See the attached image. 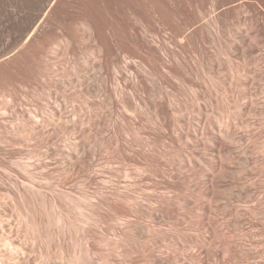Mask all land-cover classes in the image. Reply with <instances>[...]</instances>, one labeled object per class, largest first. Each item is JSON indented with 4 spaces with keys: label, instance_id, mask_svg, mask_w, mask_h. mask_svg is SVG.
<instances>
[{
    "label": "rangeland",
    "instance_id": "374dc122",
    "mask_svg": "<svg viewBox=\"0 0 264 264\" xmlns=\"http://www.w3.org/2000/svg\"><path fill=\"white\" fill-rule=\"evenodd\" d=\"M159 259L264 264V0H0V264Z\"/></svg>",
    "mask_w": 264,
    "mask_h": 264
},
{
    "label": "bare ground",
    "instance_id": "6f19581e",
    "mask_svg": "<svg viewBox=\"0 0 264 264\" xmlns=\"http://www.w3.org/2000/svg\"><path fill=\"white\" fill-rule=\"evenodd\" d=\"M189 125H190V123H189ZM192 124H191V128H192ZM205 128V127H204ZM210 128V127H209ZM227 131H228V129H227ZM232 135V134H231ZM231 135H229V136H231ZM210 136L212 137V139H216V138H218L217 136H215L214 134H212V133H210ZM226 137H228V136H226ZM232 137V136H231ZM204 150H206V151H204V152H207L209 149H204ZM209 152V151H208ZM196 157V156H195ZM206 157V156H205ZM197 160H199V161H197L196 162V164H197V167H198V170L200 171L201 169H203V167L206 165V166H209L210 164H211V162H210V160L209 159H207V158H204V157H198L197 158ZM190 164H191V160H190ZM195 166V165H194ZM197 170V173L199 172ZM195 171V170H194ZM201 172H202V170H201ZM203 172H205V171H203ZM200 173V172H199ZM201 175V174H200ZM203 175V174H202ZM205 175V174H204ZM207 176V175H206ZM205 176V178H208V177H206ZM128 177V176H127ZM202 178V177H201ZM203 181V180H202ZM205 181V180H204ZM195 182V181H194ZM199 182V181H198ZM201 182V181H200ZM206 182V181H205ZM207 182H209V181H207ZM202 183H204V182H202ZM195 185L196 184H194V187H195ZM197 185H198V183H197ZM199 188H197V190H198ZM199 192L201 193H203V195L204 194H206V195H208L210 192H211V188H210V186L208 185V184H203V185H201V187H200V189H199ZM201 193V194H202ZM133 197H127V200H130V199H132ZM122 234H123V232H121ZM161 259H159V264H164V263H162L161 261H160Z\"/></svg>",
    "mask_w": 264,
    "mask_h": 264
}]
</instances>
